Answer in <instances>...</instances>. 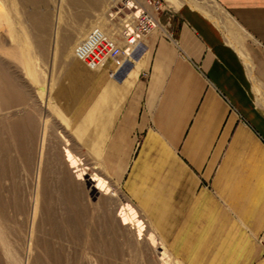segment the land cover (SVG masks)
I'll use <instances>...</instances> for the list:
<instances>
[{
	"label": "crops",
	"instance_id": "1",
	"mask_svg": "<svg viewBox=\"0 0 264 264\" xmlns=\"http://www.w3.org/2000/svg\"><path fill=\"white\" fill-rule=\"evenodd\" d=\"M211 1L167 3L123 69L76 102L74 60L53 97L176 260L264 264V0Z\"/></svg>",
	"mask_w": 264,
	"mask_h": 264
},
{
	"label": "rangeland",
	"instance_id": "2",
	"mask_svg": "<svg viewBox=\"0 0 264 264\" xmlns=\"http://www.w3.org/2000/svg\"><path fill=\"white\" fill-rule=\"evenodd\" d=\"M149 1L0 0V64L24 92L12 107L0 101V264H182L162 244L170 263L163 258L86 135L74 137L72 107L53 97L69 65L84 63L76 51L93 31L123 38L129 52L137 39L124 30ZM159 1L204 11L201 0ZM84 65L76 102L103 67ZM15 122L28 125L22 144L10 134Z\"/></svg>",
	"mask_w": 264,
	"mask_h": 264
},
{
	"label": "built area",
	"instance_id": "3",
	"mask_svg": "<svg viewBox=\"0 0 264 264\" xmlns=\"http://www.w3.org/2000/svg\"><path fill=\"white\" fill-rule=\"evenodd\" d=\"M163 8L159 0H150L149 7L140 11L132 32L133 37L139 39L137 47L141 46L144 37L160 27L158 15ZM130 34L124 31V35ZM121 40L124 41L123 38L118 40L96 30L90 34L88 39L81 42L76 55L93 67L103 66L107 61H114L123 69L132 50L128 52V48L126 49V45L122 44Z\"/></svg>",
	"mask_w": 264,
	"mask_h": 264
},
{
	"label": "bare ground",
	"instance_id": "4",
	"mask_svg": "<svg viewBox=\"0 0 264 264\" xmlns=\"http://www.w3.org/2000/svg\"><path fill=\"white\" fill-rule=\"evenodd\" d=\"M203 1V3H205V5L208 6V8H215V5L212 3L211 0H201V2ZM200 2V1H199ZM200 5V4H199ZM147 6V5H146ZM202 7V6H201ZM206 7V6H205ZM208 10V9H207ZM221 11V10H220ZM215 16V15H214ZM219 17V16H218ZM219 19V18H218ZM223 21V20H222ZM221 24V23H220ZM134 27V26H133ZM128 33H131L130 35H132L133 30H128L125 29ZM124 30V31H125ZM84 61V60H83ZM108 62V61H107ZM106 62V63H107ZM84 63L89 66L90 68H98V67H102V66H98V67H93L90 66L86 63V61H84ZM105 63V64H106ZM104 66V65H103ZM11 75L5 70L4 66L2 64H0V101L1 103H3L6 107L10 106L12 107V105L15 104L16 99L17 100H21V98H23L24 96H22L20 93H22L23 91L20 90L19 88H16V86H14L13 78L11 77ZM12 79V81H11ZM24 93V92H23ZM24 95V94H23ZM19 98V99H18ZM26 119V118H25ZM27 123V122H26ZM25 123V125L23 124V129L20 128L19 126V122H15L14 124L11 125L10 127V134L12 136V138L18 142L21 143L24 141V138H26V135H24L23 131H26L27 129V124ZM26 127V129H24ZM29 128V127H28ZM30 129V128H29ZM34 133V132H33ZM29 134V133H28ZM43 193V192H42ZM122 195V194H121ZM121 197H124L123 195ZM126 199V198H125ZM140 217H142L141 214H139ZM163 258L168 261L170 263L171 260V256L168 254V252L164 249V254H163Z\"/></svg>",
	"mask_w": 264,
	"mask_h": 264
}]
</instances>
